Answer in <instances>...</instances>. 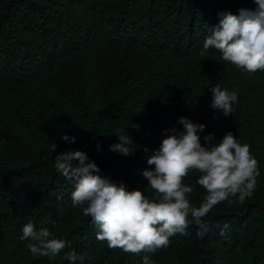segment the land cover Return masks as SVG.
I'll list each match as a JSON object with an SVG mask.
<instances>
[{
  "label": "trees",
  "instance_id": "trees-1",
  "mask_svg": "<svg viewBox=\"0 0 264 264\" xmlns=\"http://www.w3.org/2000/svg\"><path fill=\"white\" fill-rule=\"evenodd\" d=\"M255 7L254 0H0V264H142L145 255L154 264H264V71L249 74L203 49L221 13ZM217 84L237 92L234 115L211 107ZM180 117L206 126L198 133L204 146L205 136L218 143L228 131L250 146L260 172L253 195L216 205L203 218V236L189 217L187 234L155 253L109 248L86 205L72 206L75 182L56 171L55 155L83 151L99 175L151 197L142 172L154 169L147 159L162 140L183 130ZM118 135L132 138L131 155L110 150ZM199 175L184 180L193 206L206 195ZM28 222L70 247L53 259L33 255L34 241L21 239Z\"/></svg>",
  "mask_w": 264,
  "mask_h": 264
},
{
  "label": "clouds",
  "instance_id": "clouds-1",
  "mask_svg": "<svg viewBox=\"0 0 264 264\" xmlns=\"http://www.w3.org/2000/svg\"><path fill=\"white\" fill-rule=\"evenodd\" d=\"M255 9H240L239 15L221 13L219 24L211 30L204 41L203 49L214 48L222 59L249 74L264 71V0H254ZM211 107L222 110L225 117L234 115L233 105L238 100L235 91L222 89L219 84L210 88ZM177 123L183 130H172L162 140L158 150L147 159L153 170H143L149 182L151 197L140 189L129 191L121 183L110 181L100 173V168L83 151H66L55 155V169L65 179L74 181L71 193L73 207L83 206V214L90 216L98 227L96 238L107 242L109 248H120L125 253L139 255L141 252L155 253L170 243L176 234H187L191 217L198 226V235L209 230L203 218L218 204L231 198L243 202L251 198L260 175L259 163L252 155L250 146L237 141L228 131L218 143L213 136L204 137L202 145L199 132L204 124H197L186 117ZM119 143L110 147L123 156L131 155L132 138L118 135ZM65 141L74 142L75 137L64 135ZM99 147V146H98ZM56 145L52 147L55 152ZM75 162V163H74ZM190 172L199 173L196 183L206 190L199 206H193L189 194L193 187L184 180ZM229 226L224 225L221 235ZM21 239L31 238L29 245L35 256L55 258L70 242L51 236L48 229L36 231L32 222L23 226ZM66 258L77 260V253L69 251ZM82 259V258H81ZM142 264H154L148 255Z\"/></svg>",
  "mask_w": 264,
  "mask_h": 264
}]
</instances>
